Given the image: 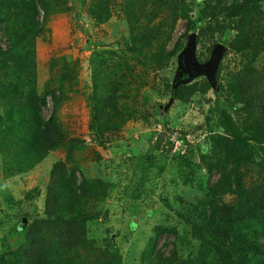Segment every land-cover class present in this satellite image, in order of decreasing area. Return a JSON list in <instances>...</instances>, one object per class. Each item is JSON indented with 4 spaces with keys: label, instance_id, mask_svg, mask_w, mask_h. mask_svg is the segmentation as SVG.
Listing matches in <instances>:
<instances>
[{
    "label": "rangeland",
    "instance_id": "rangeland-1",
    "mask_svg": "<svg viewBox=\"0 0 264 264\" xmlns=\"http://www.w3.org/2000/svg\"><path fill=\"white\" fill-rule=\"evenodd\" d=\"M39 1L4 2L3 10L8 14L4 26L7 25L9 33H3V43L7 44V38L12 36L11 26L18 29L27 22L29 35L36 42L38 95L46 98L40 118L43 122L50 119L55 108L51 95H59L64 86L68 98L59 108L55 128L59 136L66 138H60L54 150L35 169L9 179L4 168L11 159L0 149V253L16 249L23 241L24 234L18 227L23 220L45 216L44 199L52 167L64 161L72 176L81 178L83 173L89 179H103L110 184L107 213L90 224L89 237L102 248H117L122 264H143L142 254L155 229L166 226L177 228L179 235L189 233L196 217L194 205L203 201L209 189L224 176L223 163L218 161L214 150V140L224 132L214 112L215 90L211 88L205 96L200 94L188 104L172 100L167 86L173 83L178 57L187 38L182 40V49L167 67L143 66L128 49L131 37L126 0H104L102 5V0H65L64 11H58V6L52 4L48 19ZM166 1L160 16L149 24L143 44L146 53L142 58L151 57L160 48L169 53L185 34L198 36L206 31V37L198 44L197 58L200 62L208 61L211 55L208 40L218 39L224 33L223 26L215 21H223L221 9L211 12L207 9L210 8L208 0ZM100 6L105 9L97 12ZM243 19L240 20L254 22L258 27L256 37L260 39L262 35L264 39V0L245 13ZM237 36L238 31L234 29L227 38L235 41ZM100 63L105 66L103 70L108 73L110 83L121 81L112 85L123 88L121 94H138L134 98L145 114L138 120L121 118L123 129L104 136L98 134L102 141L91 128L92 78ZM221 66L219 82L228 90L226 98H231L226 104L231 106L236 124L250 133V127L264 123V116L257 109L247 111L249 94L242 91L252 83L249 78L242 79L246 73L255 72L258 77L264 71V50L249 57L228 46ZM203 78L193 82L202 85ZM240 98L246 102L241 103ZM156 104L163 106L162 116L156 115ZM4 115L1 109L0 117ZM33 139L30 135V140ZM73 139L76 152L70 158L67 147ZM255 141L251 140L249 148L253 151L251 165L239 169L236 165L229 170L246 186L261 191L264 189V144L261 148ZM209 164H214L210 172ZM31 191L34 195L27 196ZM219 196L225 201L231 198ZM260 242L264 247V236ZM197 248V240L187 246L181 245L176 236L166 235L157 249L165 256L175 254L180 264H186L196 255Z\"/></svg>",
    "mask_w": 264,
    "mask_h": 264
},
{
    "label": "trees",
    "instance_id": "trees-1",
    "mask_svg": "<svg viewBox=\"0 0 264 264\" xmlns=\"http://www.w3.org/2000/svg\"><path fill=\"white\" fill-rule=\"evenodd\" d=\"M8 1L0 0V111L3 109L5 113L0 117V149L11 159L4 168V174L9 179L35 169L49 155L50 150H54L60 138H66L65 135L59 136L60 132L55 126L59 108L64 105L68 96L64 86L59 95H51L54 111L47 122L41 120L40 113L46 106V98H40L38 95L36 42L29 35L27 22H23L18 29L11 26L12 36L7 38V44L3 43V33H9L6 30L7 25L4 26L8 14L3 10L4 2ZM208 1L210 8L207 9L216 12L220 8L224 16L223 21L215 19L219 26H223L224 33L218 39L208 40V52H211V47L217 43L249 57L264 50L263 36L261 35L260 39L256 37L258 27L254 22L243 21V15L260 0ZM64 2L65 0H40L45 19H48L52 4L58 6V11H64ZM125 2L128 4L125 13L131 37L129 51L145 67H167L171 59L179 54L182 40L187 38V34L181 37L173 51L167 53L164 48H160V51H156L151 57H146L145 60L142 58L146 53V46L143 44L144 39L148 37L146 34L149 24L160 16L162 6H166L167 1ZM104 9L100 6L96 11L102 12ZM232 24H235L234 28ZM234 29L238 31V36L235 41H231L227 35L230 36ZM206 35V31L196 35L197 44L201 43ZM104 67L102 63L96 66L92 78L91 97L94 107L91 128L97 136L123 129L121 118L125 116L134 120L145 117L143 108L134 98L138 94H121L123 88L112 86L121 81L113 80V83H110ZM221 68L222 66L217 74L218 82ZM66 78L70 81V75ZM247 78L252 83L246 91H242L249 94L250 101L245 105L247 111L257 109V112L264 116V71L258 77L255 72L246 73L242 80L247 81ZM203 79L202 85L193 82L179 87L173 101L176 99L188 104L200 94L205 96L212 87L205 78ZM167 88L173 92L172 85ZM214 94V112L218 125L224 131L223 135L214 140V150L218 161L223 163L224 176L218 184L209 189L210 192L203 201L194 205L196 217L188 235H179L177 228L160 226L155 229L148 248L142 254L143 264H180L175 254L165 256L157 249L161 238L166 235L176 236L181 245L187 246L197 240L196 255L187 263L184 262L186 264H264V247L260 242L264 236V189L258 191L246 186L229 170L236 165L237 169L251 165V140H256V144L263 148L264 123L257 124L258 126L255 124L248 129L250 133H246L245 127L236 124L231 106L226 104L231 98H226L229 93L221 82L219 90ZM238 101L246 102L241 98ZM162 107L161 104L154 106L156 115L162 116ZM30 135L34 136L33 140H30ZM98 138L102 141V138ZM75 139L67 147L70 158L76 152ZM213 167L214 164H209V172ZM260 168L263 171V168ZM81 175V178L72 176L64 161L55 163L45 193V216L29 219V222L23 220L18 226L24 234L23 241L16 249L10 248L1 252L0 264H122V256L117 248H102L95 239L89 237L90 224L99 221L107 213L106 204L111 197L110 184L103 179H89L83 173ZM33 195V191L27 192V196ZM219 195L231 198L225 201Z\"/></svg>",
    "mask_w": 264,
    "mask_h": 264
},
{
    "label": "water",
    "instance_id": "water-1",
    "mask_svg": "<svg viewBox=\"0 0 264 264\" xmlns=\"http://www.w3.org/2000/svg\"><path fill=\"white\" fill-rule=\"evenodd\" d=\"M197 51V36L193 33L188 35L187 44L178 57V70L172 83V100L176 97L179 87L188 85L199 77H205L215 91L219 90L217 74L227 52V46L222 43L215 44L206 62L198 60Z\"/></svg>",
    "mask_w": 264,
    "mask_h": 264
}]
</instances>
